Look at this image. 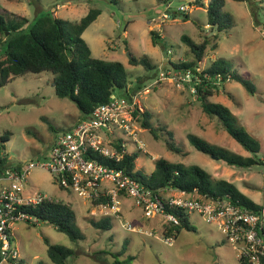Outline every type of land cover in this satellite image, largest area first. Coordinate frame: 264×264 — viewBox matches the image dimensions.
<instances>
[{
    "label": "rangeland",
    "instance_id": "374dc122",
    "mask_svg": "<svg viewBox=\"0 0 264 264\" xmlns=\"http://www.w3.org/2000/svg\"><path fill=\"white\" fill-rule=\"evenodd\" d=\"M251 4L254 17L250 13ZM181 5L187 6V10L180 11ZM90 8H98L100 14L83 31L82 38L93 57L123 63L129 89L140 111L150 113V125L158 134L155 139L137 123L138 139L143 144V148L137 149L129 137L120 133L129 151L139 150L135 167L149 173L158 158L196 164L213 178L233 182L264 208V2L225 0L223 11L231 15L232 26L218 33L207 24L205 6L194 0H0V13L30 20L52 11L54 16L75 22ZM163 14H167L166 18ZM152 31L159 36L157 44L152 43ZM182 36L194 42L207 37L211 44L217 45L214 49L207 47L198 71L223 58L253 81L254 94L238 82L228 80L208 100L227 106L238 123L259 141L257 156L261 162L250 168H231L190 145L186 135L193 133L232 152L250 155L229 136L217 118L202 111L200 101L191 92L195 74L190 72L181 82L163 80L148 93L142 91L154 81L161 68L170 66L168 60L193 58ZM128 53L147 58L153 67L147 70L129 64ZM52 80L53 74L49 71L28 72L0 85V135H8L4 148L9 165L45 159L54 138L80 120L77 106L68 98L55 95ZM165 139L174 141L181 152L169 150ZM26 188L68 203L85 238L72 241L47 222L17 221L12 225L13 246L21 255L22 264L50 263L44 239L73 250L67 264H121L116 260L125 263L130 255L133 259L128 264H240V248L226 241L216 223L206 221L196 212L188 213L194 230L181 229L171 238V243H165L164 218L145 217L129 197H121V218L112 219L111 229L102 231L89 223L90 218L103 215L101 209L94 208L76 193L59 188L54 176L44 169L30 171ZM172 193L171 189L163 191L165 196ZM123 222H130L136 230L124 229ZM124 245V252L117 255ZM0 264L10 263L2 260Z\"/></svg>",
    "mask_w": 264,
    "mask_h": 264
},
{
    "label": "trees",
    "instance_id": "16d2710c",
    "mask_svg": "<svg viewBox=\"0 0 264 264\" xmlns=\"http://www.w3.org/2000/svg\"><path fill=\"white\" fill-rule=\"evenodd\" d=\"M259 2H264V0H259ZM195 3L205 6L207 24L215 28L218 33L231 28L232 17L228 12L223 11L225 0H209L206 5L200 0ZM250 13L253 17L255 16L252 4ZM99 14L98 8H90L79 21L72 22L54 16L52 11H47L33 20L25 16L15 17L0 13V85L28 72L49 71L53 74L52 85L55 95L72 101L81 113L80 119L90 115L99 104L107 102L112 94L129 96L132 91L128 87V75L123 63L117 60L105 61L93 57L88 44L81 36ZM187 18L188 16L185 14L184 19ZM214 38L216 39L217 36L214 35ZM182 40L189 47L193 58L187 61L168 60L169 68L179 71L190 70L198 76V81L193 84L195 96L200 101L202 111L209 117L217 118L229 136L250 155L244 156L232 152L193 133L186 135L188 142L197 151L209 156H216L227 167L250 168L261 162L257 156L260 150L259 141L238 123L236 115L227 106L208 100L209 96L218 91L217 87H222V84L228 80L238 82L247 92L254 94L256 87L253 81L239 73L230 62L223 58L214 60L204 70L197 71L198 63L203 59L207 47L211 46L214 49L217 45L215 42L211 44L207 37L201 42H194L188 36H182ZM158 42L159 36L152 31V43L157 44ZM129 55V64L140 65L147 70L153 67L147 58ZM166 66L168 67V65ZM217 80L219 81L218 86L214 84V81ZM149 117L148 111L136 110L134 112L135 121L142 128L148 129L155 139H158V134L150 125ZM169 136L172 139L170 132ZM0 138L4 143L8 139V135L3 134ZM171 139H165L168 149L173 152H181V149ZM115 146L119 151L122 150L116 141ZM138 151H129L126 148L121 159L115 164L97 154H94L93 158L109 166L122 169L125 174L156 194L171 187L186 193L203 194L212 199L226 198L232 204L244 206L254 212H260L263 209L262 205L242 193L233 182L222 178H213L196 164L171 162L164 158H158L154 161V168L150 173L135 169ZM6 166H8V162L5 155L0 160V169ZM92 202L94 204L104 203L106 199L100 197L93 199ZM24 209L35 215L41 222L53 225L57 231L64 233L72 241L85 238L77 225L75 211L66 202L51 199ZM165 211L174 214L179 221L178 224L165 223L163 232L165 236H176L181 229L194 230L188 219L189 212L168 205H165ZM89 223L95 229L106 231L112 227V218L110 216L98 219L92 217ZM44 243L50 263L40 262L38 264H67L69 257L74 253L71 248L50 243L47 239H44ZM124 249L125 245L117 255L123 253ZM132 259L133 256L130 255L126 258L125 263L119 262V260H116V263L128 264ZM260 259L264 264V256H261ZM239 262L240 264H251L243 256L239 257Z\"/></svg>",
    "mask_w": 264,
    "mask_h": 264
},
{
    "label": "built area",
    "instance_id": "2783aa9c",
    "mask_svg": "<svg viewBox=\"0 0 264 264\" xmlns=\"http://www.w3.org/2000/svg\"><path fill=\"white\" fill-rule=\"evenodd\" d=\"M179 10L184 12L187 6L181 5ZM162 16L166 18L167 14ZM190 72L164 66L154 81L145 85L142 91L148 93L150 88L163 80L184 81ZM192 81L196 83L198 76ZM215 82L219 84L218 80ZM191 92L195 93L194 84ZM136 110L140 111L135 95L112 94L107 102L95 107L90 115L80 119L68 131L57 135L45 159L25 164H8L0 169V262L4 260L10 264H22L19 252L11 241V226L17 221L39 223L40 220L24 208L52 199L44 193L26 188L30 171L41 168L52 174L63 190L76 193L82 199L90 201L94 208L101 209V217L120 219L123 196L131 198L145 217L160 215L166 223L178 224L179 221L174 214L165 211V205L186 212L193 211L206 221L216 223L226 241L240 248L239 257L243 256L251 264H263L260 257L264 256V208L260 212H254L244 206L232 204L226 198L212 199L203 194L186 193L171 187L165 189H171L174 194L165 196V189L156 194L125 174L122 169L93 158L97 154L114 164L118 162L126 149L120 133L129 137L137 149L143 148L138 139V124L134 119ZM115 141L122 150L116 148ZM5 155L4 143L0 138V160ZM100 197L105 198L106 202H92ZM121 225L126 230H136L130 222H123ZM172 237L173 235L165 236L163 240L171 243Z\"/></svg>",
    "mask_w": 264,
    "mask_h": 264
},
{
    "label": "crops",
    "instance_id": "0c3cea01",
    "mask_svg": "<svg viewBox=\"0 0 264 264\" xmlns=\"http://www.w3.org/2000/svg\"><path fill=\"white\" fill-rule=\"evenodd\" d=\"M195 2L196 1H198V0H194ZM208 1L209 0H200V2L201 3H203L204 5H206L207 3H208ZM202 6V5H201ZM129 87V86H128ZM135 166H136V160H135ZM153 168H154V166H153ZM153 168H152V170H153ZM135 169H137L136 167H135ZM152 170H150V172L152 171ZM149 172V173H150ZM63 190V189H62ZM47 195V194H46ZM74 210V209H73ZM11 241H12V244L14 245V237H13V235H12V226H11ZM20 257H21V255H20ZM21 261H22V259H21Z\"/></svg>",
    "mask_w": 264,
    "mask_h": 264
},
{
    "label": "water",
    "instance_id": "95a60500",
    "mask_svg": "<svg viewBox=\"0 0 264 264\" xmlns=\"http://www.w3.org/2000/svg\"><path fill=\"white\" fill-rule=\"evenodd\" d=\"M128 56L130 57L129 53H128ZM212 157H213V158H215V159H217V157H216V156H213V155H212Z\"/></svg>",
    "mask_w": 264,
    "mask_h": 264
}]
</instances>
